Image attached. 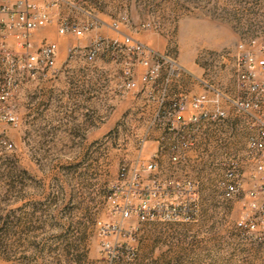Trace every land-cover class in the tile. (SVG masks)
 <instances>
[{"label":"rangeland","instance_id":"rangeland-1","mask_svg":"<svg viewBox=\"0 0 264 264\" xmlns=\"http://www.w3.org/2000/svg\"><path fill=\"white\" fill-rule=\"evenodd\" d=\"M64 11L75 19L98 18L120 41L129 35L172 56L196 75L191 79L187 74L195 93L204 91L208 82L231 97L240 94L235 79L239 42L257 39L255 49L264 57V0H67ZM115 22L119 31L112 28ZM143 23L151 27L143 28ZM47 30L53 40L65 42L60 59H68L73 45L89 43L87 33L61 36L56 23L40 30L42 40L48 39ZM98 59L109 60L119 79L133 77L125 47L115 54L103 51ZM135 71L139 81L141 73L137 67ZM67 74L75 77V69L68 68ZM45 92L43 81L24 88L10 102L21 125L0 123V136L14 144L9 149L0 142V264H264V190L250 194L255 167L248 150V116L224 101L225 166L239 158L243 183L228 198L221 186L225 166L218 146L190 172L171 159L169 148L152 142L140 147L141 139L149 141L162 131L158 120L149 128L152 117L139 111L129 113L131 122L122 117L111 130L102 131L97 146H88L77 139L87 132L75 122L62 132L47 130ZM135 92L134 109L144 106ZM166 122L171 123L167 117ZM52 133L65 139L51 140ZM151 160L158 169L146 179L180 176L200 181L197 221L142 222L121 215L111 196L121 185L123 168ZM125 197L119 191L116 198L124 203ZM100 222L122 231L106 238Z\"/></svg>","mask_w":264,"mask_h":264},{"label":"built area","instance_id":"built-area-1","mask_svg":"<svg viewBox=\"0 0 264 264\" xmlns=\"http://www.w3.org/2000/svg\"><path fill=\"white\" fill-rule=\"evenodd\" d=\"M67 0H0V123L20 126L22 118L10 104L21 91L36 82L50 80L61 73L58 65L60 43L58 40H36L42 28L56 23L61 36H80L102 26L101 20L92 18L80 20L62 15ZM143 28L151 24L143 23ZM119 23L112 26L119 31ZM257 39L241 41L237 45L235 79L240 94L229 96L218 86L204 82L205 90L197 93L182 92L172 96L171 87L189 74L178 60L160 53L147 44L126 35L119 38L97 36L85 46L73 45L69 49L67 61L81 56L94 62L103 51L118 52L120 47L130 54L129 73L131 79L121 83L124 91H148L150 98L166 108V134L160 141L161 148H169L171 159L179 165L190 162L201 163L210 155L209 143L205 140V129L212 124L223 123L228 116L224 101L251 120L248 138L249 155L254 163L255 187L252 196L264 190V57L256 51ZM264 50V44L261 46ZM141 65L144 71L135 78V67ZM163 119L158 115L156 121ZM146 139L139 142L142 149ZM0 142L7 148L13 142L0 136ZM164 143V144H163ZM192 154V155H191ZM227 152L220 155L222 165H227ZM241 160L232 159L230 166L224 167L221 186L226 197L232 198L243 187L241 181ZM158 169V163L151 160L147 164L123 168V179L111 200L124 218L136 216L142 222L161 220L165 222H195L200 215L201 183L190 177L175 176L162 179H146V175ZM125 194V201H118L117 194ZM140 199L135 203V199ZM252 207L258 203L253 201ZM104 237L119 234L122 228L99 223ZM254 228L255 226L252 225ZM108 249L110 243H106Z\"/></svg>","mask_w":264,"mask_h":264},{"label":"crops","instance_id":"crops-1","mask_svg":"<svg viewBox=\"0 0 264 264\" xmlns=\"http://www.w3.org/2000/svg\"><path fill=\"white\" fill-rule=\"evenodd\" d=\"M62 15H66L65 11ZM51 32L47 30L45 33L48 34L49 40H53ZM43 34L44 32H37V42L42 40ZM99 35L106 38L115 37L113 32L102 26L89 31L86 34V41L90 43L92 39ZM64 43L61 42L60 44V54L64 51ZM58 65L61 73L57 77L43 81L46 87L44 114L47 130L62 132L66 130L68 124L75 122L81 126L83 131L87 132V134H82V137L77 139L83 141L88 146L95 147L101 140L102 131L111 130L122 117L131 122L129 113L132 114V111H139L140 115L152 117V119L150 118L152 121L148 125L149 128L155 125L158 115L163 116V119L159 120L161 134H158L154 139L146 141L145 145L147 148L148 144L152 142L153 144L156 143V146L159 147L160 141L167 130L165 119L166 108L151 99L148 91L134 90L139 91L135 92V94L139 95V99L144 101V106L134 109L133 103L136 98L132 96V91H124L120 87L123 80L122 78L119 79L111 71L110 67H112V63L109 60L98 59L94 62H89L82 58L72 61L59 58ZM136 67L140 73L144 71L143 66L138 64ZM68 68L75 69V77L67 74ZM191 75L193 76L191 79L196 78V75ZM72 79H76V81L74 82ZM192 86L190 77L188 75L184 76L171 87V94L174 96L185 91L195 93ZM50 139L57 141L65 138L64 136L52 133ZM227 139L228 126L226 124H212L206 127L205 140L209 143L210 154L213 152V147L216 146L220 148V155L226 152L225 144ZM194 166L196 164L190 162L187 168L192 172L191 169Z\"/></svg>","mask_w":264,"mask_h":264}]
</instances>
